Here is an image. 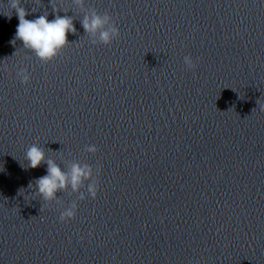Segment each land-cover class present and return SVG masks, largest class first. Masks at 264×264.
<instances>
[{"label":"clouds","instance_id":"1","mask_svg":"<svg viewBox=\"0 0 264 264\" xmlns=\"http://www.w3.org/2000/svg\"><path fill=\"white\" fill-rule=\"evenodd\" d=\"M11 8L15 10L19 24L16 29L15 38L23 43V46L35 53L37 58L45 63L53 60L59 52L68 44V33L75 32V27L71 18L57 16L54 20L49 21L47 16L41 15L34 20L26 19L28 15L26 9L21 6V0H11ZM109 18L107 16L101 17L93 14L91 17H85L83 27L86 32L100 33V39L105 44L112 42L114 38L119 36V30L116 26L106 28ZM184 63L188 68H194L195 65L191 57L186 56ZM22 78L23 83L29 81V75L26 69L18 72ZM264 110V105L261 106ZM89 152L95 153L97 151L95 146L87 147ZM26 159L28 167L35 169L41 165L45 160L44 151L33 145L26 152ZM47 174L36 180V188L45 200H51L55 197L58 190L66 187L68 182V174L61 171L60 167L52 160L47 161ZM91 176V168L88 165L81 167L80 165H73L71 169V185L76 189L83 179ZM31 187V185H29ZM98 185L89 187V192L92 198L97 195ZM73 211H66L60 215V220L66 221V218H74Z\"/></svg>","mask_w":264,"mask_h":264},{"label":"water","instance_id":"2","mask_svg":"<svg viewBox=\"0 0 264 264\" xmlns=\"http://www.w3.org/2000/svg\"><path fill=\"white\" fill-rule=\"evenodd\" d=\"M231 0H21V6L28 13L25 17L34 20L41 15L48 20L57 16L80 18L99 16L135 14L148 11L173 10L201 6ZM19 23L18 16L11 8V0H0V26Z\"/></svg>","mask_w":264,"mask_h":264}]
</instances>
